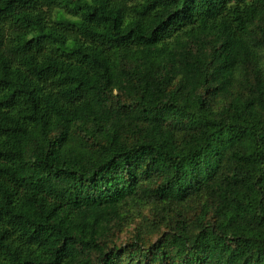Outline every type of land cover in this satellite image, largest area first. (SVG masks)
Returning a JSON list of instances; mask_svg holds the SVG:
<instances>
[{"label": "trees", "instance_id": "1", "mask_svg": "<svg viewBox=\"0 0 264 264\" xmlns=\"http://www.w3.org/2000/svg\"><path fill=\"white\" fill-rule=\"evenodd\" d=\"M0 264H264V0H0Z\"/></svg>", "mask_w": 264, "mask_h": 264}, {"label": "rangeland", "instance_id": "2", "mask_svg": "<svg viewBox=\"0 0 264 264\" xmlns=\"http://www.w3.org/2000/svg\"><path fill=\"white\" fill-rule=\"evenodd\" d=\"M132 229L133 228H130L125 234L120 237V243H124L129 238V233H131Z\"/></svg>", "mask_w": 264, "mask_h": 264}]
</instances>
